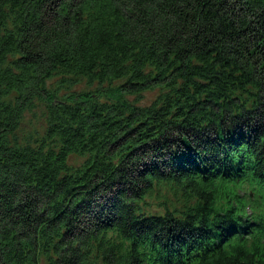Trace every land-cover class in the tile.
<instances>
[{"label":"trees","instance_id":"trees-1","mask_svg":"<svg viewBox=\"0 0 264 264\" xmlns=\"http://www.w3.org/2000/svg\"><path fill=\"white\" fill-rule=\"evenodd\" d=\"M0 264H264V0H0Z\"/></svg>","mask_w":264,"mask_h":264},{"label":"rangeland","instance_id":"rangeland-1","mask_svg":"<svg viewBox=\"0 0 264 264\" xmlns=\"http://www.w3.org/2000/svg\"><path fill=\"white\" fill-rule=\"evenodd\" d=\"M63 80L64 81H60V78L55 77L48 82L51 88L58 87L57 92L60 96L63 95L62 99L73 93L79 94L86 90L97 89L100 86L96 83L91 84L88 80L80 78H68ZM58 81H60L59 84H57ZM116 84L117 82L113 83V86ZM108 86L109 84H103L100 86V88H105ZM156 94V90L146 92L142 95L141 99H139L138 103L140 105H147L155 98ZM45 127V109L42 104H38L34 109L24 114L23 120L17 130V134L20 137H25L28 135L29 137H40L44 134ZM68 162L72 167H77L81 164L82 157L78 155H71L69 156Z\"/></svg>","mask_w":264,"mask_h":264}]
</instances>
